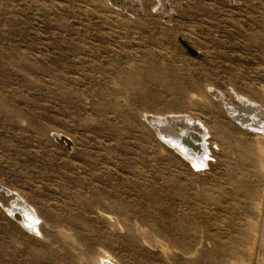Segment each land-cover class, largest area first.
I'll list each match as a JSON object with an SVG mask.
<instances>
[{
  "label": "rangeland",
  "instance_id": "1",
  "mask_svg": "<svg viewBox=\"0 0 264 264\" xmlns=\"http://www.w3.org/2000/svg\"><path fill=\"white\" fill-rule=\"evenodd\" d=\"M135 1L0 0V187L34 218L0 204V264H264L263 135L223 101L264 110V0ZM184 117L201 166L149 122Z\"/></svg>",
  "mask_w": 264,
  "mask_h": 264
},
{
  "label": "bare ground",
  "instance_id": "2",
  "mask_svg": "<svg viewBox=\"0 0 264 264\" xmlns=\"http://www.w3.org/2000/svg\"><path fill=\"white\" fill-rule=\"evenodd\" d=\"M121 1L124 2V0ZM128 5L132 9H137L140 6L139 3L135 0H128ZM157 10L162 14H164L165 18H168L169 14L171 13L170 8L167 6L166 0H159V6ZM187 52L190 53L189 51ZM223 101H224V106L226 104L229 107V108L227 107L229 109L227 114L229 115L231 122L238 124V126L241 125L242 128L251 129V131L253 130L256 134L263 135L261 136V138L262 141H264L263 140L264 139L263 109H259L257 107H247L243 103L231 104L227 100H223ZM176 119L171 118L169 120L166 121L163 120L162 122L157 123L155 119L149 118V122L156 128L157 133H159L165 139L164 141L169 143H174V145L176 143L178 147L176 149L177 150L180 149L179 152L181 151V153L186 155L185 158H187L188 160L189 158H191L190 161L191 162L193 161L195 165L198 164L201 166L202 164H205L204 162L207 157L206 156L207 138H206L205 127L198 126L197 124L193 123L189 118L182 119L183 121L181 124L178 123ZM63 138L65 139L67 138L68 140H70L68 137L63 136ZM62 143L66 145V142L63 141ZM174 147H176V145ZM15 202L16 201L12 200L11 192L0 187V204L3 205V207L7 209L11 215H13L14 219L24 223L26 227L28 225L30 228L31 227L30 225L33 224V219H34L31 218V212H30L31 210L27 211L24 208H22L21 205L17 206ZM262 262L263 261L257 259V264H263ZM100 264H114V263L109 258L102 257ZM232 264H253V262L249 258L248 261L241 259L239 262H233Z\"/></svg>",
  "mask_w": 264,
  "mask_h": 264
},
{
  "label": "water",
  "instance_id": "3",
  "mask_svg": "<svg viewBox=\"0 0 264 264\" xmlns=\"http://www.w3.org/2000/svg\"><path fill=\"white\" fill-rule=\"evenodd\" d=\"M180 43H181V44L183 45V47H184L185 49H187V51H189L192 55H195V54L197 53L196 50H193V49L190 47V45H189L188 43L185 42V40L180 39ZM64 142L67 143V140H64Z\"/></svg>",
  "mask_w": 264,
  "mask_h": 264
}]
</instances>
